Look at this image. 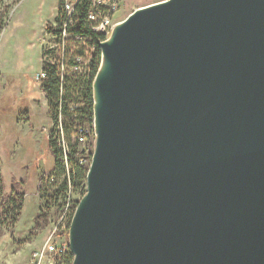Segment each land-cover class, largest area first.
<instances>
[{
    "label": "water",
    "instance_id": "obj_1",
    "mask_svg": "<svg viewBox=\"0 0 264 264\" xmlns=\"http://www.w3.org/2000/svg\"><path fill=\"white\" fill-rule=\"evenodd\" d=\"M98 46L71 264H264V0H164Z\"/></svg>",
    "mask_w": 264,
    "mask_h": 264
},
{
    "label": "rangeland",
    "instance_id": "obj_2",
    "mask_svg": "<svg viewBox=\"0 0 264 264\" xmlns=\"http://www.w3.org/2000/svg\"><path fill=\"white\" fill-rule=\"evenodd\" d=\"M161 1L164 0H126L114 18V25L123 21L135 9ZM56 4L57 0H0V201L11 194L12 187L14 192L23 193V200L30 190L33 189L35 194L38 191L41 179L39 184L35 183L32 187L30 178H22L19 172L31 173L41 163L44 168L41 172L46 177L52 169L53 155L47 143L52 122L47 100L39 83L34 81V75L41 67V60L45 59V48L49 41L44 37V24L55 20ZM27 113L33 117L30 116L33 123L35 120L40 124L37 140L34 141L37 142L36 147L32 151L26 148L14 151L13 147L11 151L7 143L17 137L11 128L18 117ZM36 197L40 208L45 201L40 200L39 195ZM76 198L78 195L74 196ZM33 202L32 195L27 194L19 223L12 227L0 226V264H25L28 250L42 245L52 228L51 224L60 215L58 212L53 213L55 215L51 216L50 225L38 229L35 235L30 234L33 227V224L29 226L34 212ZM50 210L54 212L56 209L51 206ZM28 236L30 240L26 242Z\"/></svg>",
    "mask_w": 264,
    "mask_h": 264
},
{
    "label": "trees",
    "instance_id": "obj_3",
    "mask_svg": "<svg viewBox=\"0 0 264 264\" xmlns=\"http://www.w3.org/2000/svg\"><path fill=\"white\" fill-rule=\"evenodd\" d=\"M63 0H57V15L54 21L59 17L60 8ZM85 0L77 11L76 23L74 31L83 35L84 40L74 45H67V52L71 59L74 54L84 57H92L90 71L84 78L72 75L65 76V82L60 88L59 76L56 67L41 60V68L45 70L46 76L42 80L40 89L44 93L47 100L48 113L51 122L57 118L60 111L62 115L65 136L71 148V152L75 153L78 144L73 141L75 128L79 125H87L91 128L93 124V97L92 82L98 70L100 63V49L98 43L105 39L102 34L91 31L84 22ZM51 23H46V30H50ZM72 104H76L75 109H70ZM52 132L48 135V148L53 155V167L49 173L52 181L41 178V185L37 191L42 206L33 217V227L29 233L35 235L38 229L46 228L50 225L53 213L60 214L61 208L67 198L70 186V211L67 212V227L73 216V212L80 198L86 193V174L88 167L80 165L75 155L69 158V170L66 173L63 163L58 158L56 143L51 138ZM69 177V179H68ZM44 179V180H43ZM78 198L74 199V196ZM2 196V185L0 178V197ZM23 203V193H17L12 190L11 194L3 201H0V226L6 225L12 227L18 220ZM51 206L55 207V211L50 210ZM58 217V215H57ZM27 242L30 236L25 239ZM73 256L71 252H67L64 256L56 259V264H71Z\"/></svg>",
    "mask_w": 264,
    "mask_h": 264
},
{
    "label": "built area",
    "instance_id": "obj_4",
    "mask_svg": "<svg viewBox=\"0 0 264 264\" xmlns=\"http://www.w3.org/2000/svg\"><path fill=\"white\" fill-rule=\"evenodd\" d=\"M125 1L85 0V13L83 18L85 24L94 33L102 34L106 37L113 28L115 23L114 18L117 12L124 6ZM81 4L82 0H63L58 19L51 23L50 30L47 29L44 32V37L48 38L49 41L48 46L45 48L44 60L56 67L60 88L64 85L65 76L72 75L84 78L90 71V65L92 63L91 56L84 57L74 54L70 59L67 52V45L72 46L84 40L83 35L73 30L78 15L77 11ZM45 76V70L40 67L34 75V81H37L41 85ZM76 107V104H72L70 109L72 110ZM50 132H52L51 138L57 146L58 158L63 163L67 174L69 170V158L73 155L77 157L80 165L89 167L95 140L93 124L91 128L85 124L75 128L73 141L78 144L75 153L71 152L70 145L65 136L60 111L57 113V118L54 123H51ZM49 173L45 179L52 181ZM70 200L69 186V192L60 210V215L51 224L52 228L46 234L42 245L32 250L26 264H56L58 257L70 252L67 240L68 227L66 223L67 212L70 211Z\"/></svg>",
    "mask_w": 264,
    "mask_h": 264
},
{
    "label": "crops",
    "instance_id": "obj_5",
    "mask_svg": "<svg viewBox=\"0 0 264 264\" xmlns=\"http://www.w3.org/2000/svg\"><path fill=\"white\" fill-rule=\"evenodd\" d=\"M56 6H57V4H56ZM44 97H45V95H44ZM45 99H46V97H45ZM30 116L31 115L27 113V114H24L23 116L18 117V119H16L17 121H14V124H13L11 129H13L12 132L17 137L15 139L16 141L13 139L14 141L12 140L11 143H9V142L7 143V146L9 147V150L12 151L13 147H14V151H16L17 148L19 149V151H21V149H24V148L28 149L29 151L30 150L32 151V149H35L37 142H34V141L37 140V135H38L37 129L40 128V126H39L40 124H38L37 121H35L34 119H33L34 120V123H33L31 121ZM51 165L53 167V156H52V164ZM14 169H15V166H14ZM43 169H44L43 165L40 163V164H37L35 169H33V172H31V173L29 172L28 174L26 172H19V176H22V178L29 177L30 181H31V185L33 187V186H35V183L39 184L40 179L42 177H44L43 176L44 174H42V172H41V170H43ZM12 189L14 190L13 187H12ZM27 194L32 195V198H34V202H33L34 212L32 214V217H33L35 215V213L38 212V209H39V199H38V197H36V195H38V193L36 191V194H35L33 189H32ZM27 194H25V196H24V200H23V203H22V208H23V205H24L25 198H26ZM32 217H31V222L29 223L30 227L33 224ZM19 219H20V217L18 218L16 223H19ZM31 252H32V250H30V251L28 250V252H27V260H26L25 264L27 263L29 255H30Z\"/></svg>",
    "mask_w": 264,
    "mask_h": 264
}]
</instances>
